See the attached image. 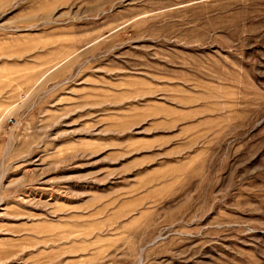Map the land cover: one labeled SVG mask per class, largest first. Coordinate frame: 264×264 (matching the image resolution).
Returning <instances> with one entry per match:
<instances>
[{
  "label": "rangeland",
  "instance_id": "374dc122",
  "mask_svg": "<svg viewBox=\"0 0 264 264\" xmlns=\"http://www.w3.org/2000/svg\"><path fill=\"white\" fill-rule=\"evenodd\" d=\"M0 264H264V0H0Z\"/></svg>",
  "mask_w": 264,
  "mask_h": 264
}]
</instances>
